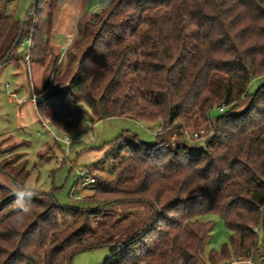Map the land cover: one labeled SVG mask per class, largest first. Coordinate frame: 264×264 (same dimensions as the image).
Wrapping results in <instances>:
<instances>
[{
	"label": "trees",
	"instance_id": "16d2710c",
	"mask_svg": "<svg viewBox=\"0 0 264 264\" xmlns=\"http://www.w3.org/2000/svg\"><path fill=\"white\" fill-rule=\"evenodd\" d=\"M43 1L23 22L0 15V67L29 36L31 54L44 48L46 23L32 18L43 16ZM72 47L56 79L65 84L36 104L41 120L69 133L85 118L123 116L160 124L157 139L148 144L125 131L100 147L92 208L26 188L23 166L6 171L17 191L0 183V264H71L75 254L103 246L110 252L100 264H219L259 251L264 83L253 93L248 87L264 75V0H112ZM201 129L209 133L205 146L185 134ZM124 203L150 209L128 234L115 208ZM209 214L224 220L230 238L206 259L211 222L201 216Z\"/></svg>",
	"mask_w": 264,
	"mask_h": 264
},
{
	"label": "rangeland",
	"instance_id": "374dc122",
	"mask_svg": "<svg viewBox=\"0 0 264 264\" xmlns=\"http://www.w3.org/2000/svg\"><path fill=\"white\" fill-rule=\"evenodd\" d=\"M38 1L0 0V15H11L23 22L31 6ZM111 1H43V16L36 18L34 12L32 18L36 22L40 18L46 23L44 48L41 52L40 49H35V55L29 52L31 60L27 64V44L21 43L18 50L14 51L16 59L0 67V183L8 187L11 193H15L17 189L6 171L16 173L23 166L29 171L26 188L53 192L61 205L74 204L92 208L95 206L94 201L90 200L94 195L92 185L85 188L77 186V172L87 168L95 176L102 173L101 167H93L104 157L106 149L100 147L125 131L136 133L145 143L156 142L160 124L152 126L123 116L105 118L94 123L85 118L81 130L69 132L73 137L74 147L64 158L62 147L53 135L59 134L58 131L50 125L49 129L44 127L36 105L30 99L33 92L40 96L62 88L65 83L56 79L64 77L69 55L73 52L72 46L82 37L83 24L100 14ZM32 42L35 45L33 40ZM54 59L57 61L52 70L50 63ZM76 70L77 65L73 72ZM263 83L264 75L253 79L248 87L249 93L255 92ZM10 93H14V97L11 98ZM245 107L239 106L235 112H241ZM213 114H219L218 110L214 109ZM206 135H209L207 130L202 139L191 143L202 144L207 139ZM59 158L63 159L61 165L57 164ZM75 186L77 194L82 195L81 199L71 197ZM115 208L118 215L126 217L122 220L126 227L125 234L141 228L150 216L147 204L124 203ZM201 220L211 222L209 236L203 248V254L208 259L211 251L220 252L229 244L230 232L217 214L203 215ZM120 225L122 227L121 223ZM260 240L262 241V235ZM109 252L107 246L81 251L74 255L71 264H100L109 256ZM219 264H264V243L251 258L232 256Z\"/></svg>",
	"mask_w": 264,
	"mask_h": 264
},
{
	"label": "built area",
	"instance_id": "2783aa9c",
	"mask_svg": "<svg viewBox=\"0 0 264 264\" xmlns=\"http://www.w3.org/2000/svg\"><path fill=\"white\" fill-rule=\"evenodd\" d=\"M27 44V49H28V53L25 55V60L27 61V64H29L30 59V50L34 47V44L32 42L31 37L29 36L22 44ZM10 97H14V93H10ZM41 95H37L36 93L33 92L32 96H31V102L36 105L37 102L39 101ZM223 107L220 108V111H223ZM51 132V131H50ZM205 133V131L203 129L198 130V131H193V132H188L185 131L186 136L191 139V140H200L202 139V135ZM51 134H53L51 132ZM54 138L57 142H59V144L62 147L63 153H64V158L68 156V153L73 149L74 147V140L71 134L69 133H59V134H53ZM205 142L206 140L201 144V146H205ZM63 159L59 158L58 160V165H61ZM97 182V178L95 175H93L91 173V171L87 168L84 169H79L77 172V186L79 185L82 188L85 187H89L91 185H95ZM77 186L73 187L72 191H71V197L74 199H81L82 195H78L76 192Z\"/></svg>",
	"mask_w": 264,
	"mask_h": 264
},
{
	"label": "clouds",
	"instance_id": "9594fccd",
	"mask_svg": "<svg viewBox=\"0 0 264 264\" xmlns=\"http://www.w3.org/2000/svg\"><path fill=\"white\" fill-rule=\"evenodd\" d=\"M29 195H32V193H29ZM29 211V209L27 207L23 208V212L27 213Z\"/></svg>",
	"mask_w": 264,
	"mask_h": 264
},
{
	"label": "crops",
	"instance_id": "0c3cea01",
	"mask_svg": "<svg viewBox=\"0 0 264 264\" xmlns=\"http://www.w3.org/2000/svg\"><path fill=\"white\" fill-rule=\"evenodd\" d=\"M40 121H42L41 118H40ZM42 122H44V127H46L47 129H49V128H48V125H49V124H48L47 122H45V121H42ZM49 131H50V130H49Z\"/></svg>",
	"mask_w": 264,
	"mask_h": 264
}]
</instances>
